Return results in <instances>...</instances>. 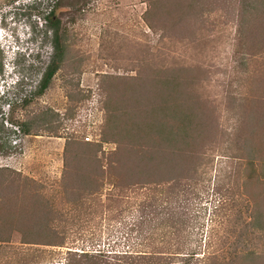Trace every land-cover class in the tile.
Returning <instances> with one entry per match:
<instances>
[{"label": "trees", "instance_id": "1", "mask_svg": "<svg viewBox=\"0 0 264 264\" xmlns=\"http://www.w3.org/2000/svg\"><path fill=\"white\" fill-rule=\"evenodd\" d=\"M145 2L143 18L159 36L161 53L139 44L135 75L101 76V140L66 143L59 193L47 195L34 179L0 166V244L9 245L19 231L26 246L14 249L6 264H39L36 251L48 247L58 250L64 264H264V143H222L230 136L237 139L246 126L243 115L247 123L251 119L252 132L264 130V76L246 82L244 73L235 74L245 83L239 82L238 93H229L233 70L231 80L225 72L219 80V73L195 58L203 56L210 42L227 37L231 26L238 43L252 47L254 56L263 55L264 0ZM52 7L45 21L53 32L54 55L40 94L68 61L61 21ZM163 42L179 47L162 52ZM167 54L170 60L163 56ZM75 95L85 98L81 91ZM224 102L240 116L234 132L221 116ZM104 144L114 147L105 150ZM217 157L242 161L240 166L233 161L234 188L250 201L245 228L253 235L252 245L229 260L218 253L200 256L202 237L186 238L189 200L200 198L201 190L210 192ZM107 181L112 187L104 193ZM140 190H146L143 198ZM129 212H134V222L124 240L89 239L85 227L91 218Z\"/></svg>", "mask_w": 264, "mask_h": 264}, {"label": "rangeland", "instance_id": "2", "mask_svg": "<svg viewBox=\"0 0 264 264\" xmlns=\"http://www.w3.org/2000/svg\"><path fill=\"white\" fill-rule=\"evenodd\" d=\"M55 1L0 0V30L3 33L0 84L6 82L0 91V144L3 146L0 166H8L34 179L47 195L55 191L59 193L66 143L74 138L81 143L101 140L105 115L99 89L101 76L106 73L135 75L139 44L152 46L155 52L161 53L159 36L151 32L143 18L148 6L145 0H68L70 4L61 5ZM52 6L61 21L62 37L68 46V61L66 68L61 69L48 89L40 94L43 73L54 55L53 32L45 21ZM227 33V37L210 42L212 46H208L203 56L199 54L195 58L219 73L216 76L219 80L223 79L220 74L224 72L231 80L232 69L236 79L231 80L228 92L236 94L239 82L258 79L257 75L264 76V53L254 56L252 47L238 43L234 27L231 26ZM178 47V43L166 45L163 42L162 52H166V48L174 51ZM158 54L153 58L157 63L161 60ZM163 56L168 57V54ZM191 60L195 62L193 58ZM235 74L247 78L243 81V77ZM217 89H212V96ZM77 91H81L85 98L75 95ZM247 91L250 92L249 88ZM223 106L221 116L230 122H226V128L234 132L233 125L240 118L238 111L228 108L225 102ZM242 121L246 126L239 129L237 139L230 136L222 143H264L263 128L252 132L248 126L251 119L247 123L243 115ZM15 138L21 139L18 146L14 144ZM112 147L104 144L105 150ZM233 161L237 166L242 162L235 158ZM233 161L215 158L210 192L201 190L200 198L189 200L186 238L202 237L203 253L200 256L218 253L229 260L252 245L253 235H249L245 228L250 201L234 188ZM111 187L107 181L104 193ZM137 192L143 198L146 190ZM116 216L106 218V215L99 214L91 218L85 227L89 239L95 238L103 243L124 240L131 233L134 212ZM21 241V233L15 231L9 245L0 244V264L9 261L7 259L13 255L14 249L26 248ZM36 252L39 264H64V258L59 256L56 248H41Z\"/></svg>", "mask_w": 264, "mask_h": 264}, {"label": "clouds", "instance_id": "3", "mask_svg": "<svg viewBox=\"0 0 264 264\" xmlns=\"http://www.w3.org/2000/svg\"><path fill=\"white\" fill-rule=\"evenodd\" d=\"M1 28H2V26H1V24H0V29H1ZM1 36H3V33H2V31L0 30V50L3 49V46L1 45V40H2ZM5 84H6L5 81H2V82H1V84H0V91L4 88V85H5Z\"/></svg>", "mask_w": 264, "mask_h": 264}, {"label": "built area", "instance_id": "4", "mask_svg": "<svg viewBox=\"0 0 264 264\" xmlns=\"http://www.w3.org/2000/svg\"><path fill=\"white\" fill-rule=\"evenodd\" d=\"M20 142H21V139H18V138L14 139L15 146H18Z\"/></svg>", "mask_w": 264, "mask_h": 264}]
</instances>
